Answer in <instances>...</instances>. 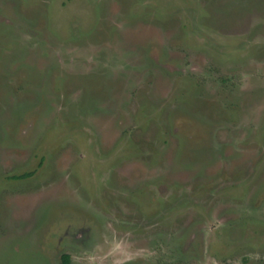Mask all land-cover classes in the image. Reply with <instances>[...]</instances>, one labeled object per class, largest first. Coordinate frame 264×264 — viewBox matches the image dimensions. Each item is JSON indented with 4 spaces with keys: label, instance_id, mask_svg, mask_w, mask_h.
I'll return each mask as SVG.
<instances>
[{
    "label": "rangeland",
    "instance_id": "rangeland-1",
    "mask_svg": "<svg viewBox=\"0 0 264 264\" xmlns=\"http://www.w3.org/2000/svg\"><path fill=\"white\" fill-rule=\"evenodd\" d=\"M0 264H264V0H0Z\"/></svg>",
    "mask_w": 264,
    "mask_h": 264
},
{
    "label": "trees",
    "instance_id": "trees-1",
    "mask_svg": "<svg viewBox=\"0 0 264 264\" xmlns=\"http://www.w3.org/2000/svg\"><path fill=\"white\" fill-rule=\"evenodd\" d=\"M66 257V256H65ZM66 259H67V257H66ZM66 262H67V260H66Z\"/></svg>",
    "mask_w": 264,
    "mask_h": 264
}]
</instances>
